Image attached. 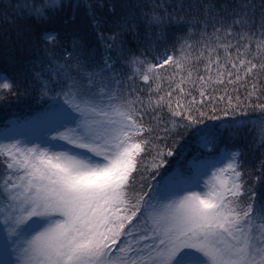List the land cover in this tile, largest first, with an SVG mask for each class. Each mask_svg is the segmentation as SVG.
<instances>
[{"label": "snow or ice", "instance_id": "obj_1", "mask_svg": "<svg viewBox=\"0 0 264 264\" xmlns=\"http://www.w3.org/2000/svg\"><path fill=\"white\" fill-rule=\"evenodd\" d=\"M143 7L151 10L137 16ZM255 8L238 0L221 15L213 0L113 3L99 60L83 59L74 37L54 75L34 77L42 95L56 93L55 118L41 117L39 143H0V264H264V193L256 190L264 159L254 180L239 149L194 159L187 177L158 171L180 129L204 125L195 135L205 149L215 145L218 129L204 121L221 119L218 111L258 110L264 146V4L259 34ZM89 15L95 28L109 22ZM166 20L188 26L179 54L128 59L117 44L140 21ZM194 30L200 39L190 43ZM43 39L54 43L56 34ZM12 88L0 75V90Z\"/></svg>", "mask_w": 264, "mask_h": 264}, {"label": "trees", "instance_id": "obj_2", "mask_svg": "<svg viewBox=\"0 0 264 264\" xmlns=\"http://www.w3.org/2000/svg\"><path fill=\"white\" fill-rule=\"evenodd\" d=\"M137 0H59L56 6L53 0H0V75L6 76L13 84L11 90H0V129L5 127L4 123L13 118H37L41 117L49 99L54 98L55 92L42 95L41 87L34 82V77L40 75L41 79H46L55 73V63L65 55V50L73 47V38L78 39L83 46V59L91 58L93 61L99 60L104 54V43L99 39V33L111 35L112 13L109 6L113 3L135 4ZM160 3V0H155ZM216 11L223 15L221 5L228 3L235 5L238 0H213ZM256 6L255 19L258 25L260 19V5L264 0H249ZM141 4L145 0H140ZM91 5V8L89 7ZM36 9H42L43 15H37ZM149 7L134 9L137 16L140 12H149ZM231 11V8H229ZM92 12L98 18L109 21L101 22L99 28L93 26ZM212 31L211 28L208 29ZM45 33H55L54 43H48L43 39ZM189 35L188 26L183 23L165 21L162 25L147 27L140 21L137 30L131 33H124L119 45L123 41L122 47L128 59L133 56L138 59L154 60L168 49H177L183 43L182 38ZM200 39L198 30L191 34V43ZM114 57L115 51L111 53ZM120 65H124V70L130 75L132 66L128 65L127 60H121ZM241 96L244 92L241 91ZM52 97V98H51ZM255 102V101H254ZM219 108H224L221 104ZM211 114V113H210ZM216 115L219 120H207L204 123L210 128H216L217 143L209 145L205 149L199 138L195 135L194 128L180 129L179 134H173L167 141V147L173 151L172 156L163 157L165 163L158 170L161 175L178 171L189 175L193 160H203L206 158H218L223 152L239 149L243 154V160L247 168L253 172L254 180L259 172L256 171L259 163L264 159V146L259 143V129L253 122L257 121L259 111L245 108L233 114L229 112L224 116L222 111ZM236 121L233 127H221ZM4 125V126H3ZM236 128L240 131L237 134ZM165 142H161L164 146ZM219 150V152L217 151ZM150 159V157H147ZM149 175L148 182L154 185L161 180L158 175L157 180H151ZM256 190L264 193V186L257 184Z\"/></svg>", "mask_w": 264, "mask_h": 264}, {"label": "rangeland", "instance_id": "obj_3", "mask_svg": "<svg viewBox=\"0 0 264 264\" xmlns=\"http://www.w3.org/2000/svg\"><path fill=\"white\" fill-rule=\"evenodd\" d=\"M53 96L55 98L56 94ZM54 98L49 99L47 101L48 105H46L45 107H51V108L47 110L42 117H44V115L47 113L50 118L52 119L55 118L54 112L52 111L56 103V100ZM4 125L7 128L0 129V143H9V142H13L14 140H19L21 141L22 144L25 143L27 140H33L36 143H39L40 141L37 140L36 138L43 133L45 128V122L42 119H35L31 121L11 120L9 122L7 121V123H4ZM222 155L226 156L227 153H224ZM172 173H169L167 175H170ZM206 178L207 177H203L202 179H206ZM9 251L11 252V249H9ZM11 258L15 259L14 256H12Z\"/></svg>", "mask_w": 264, "mask_h": 264}]
</instances>
